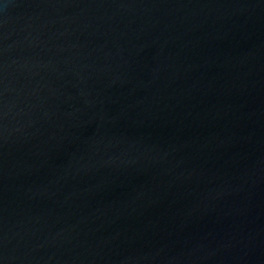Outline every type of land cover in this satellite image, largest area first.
<instances>
[{
  "label": "water",
  "instance_id": "1",
  "mask_svg": "<svg viewBox=\"0 0 264 264\" xmlns=\"http://www.w3.org/2000/svg\"><path fill=\"white\" fill-rule=\"evenodd\" d=\"M0 264H264V0H0Z\"/></svg>",
  "mask_w": 264,
  "mask_h": 264
}]
</instances>
